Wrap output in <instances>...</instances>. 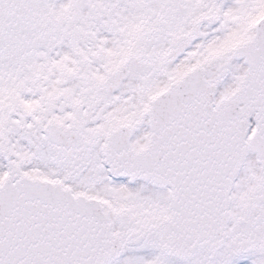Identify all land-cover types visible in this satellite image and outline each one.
<instances>
[{"label":"snow or ice","instance_id":"snow-or-ice-1","mask_svg":"<svg viewBox=\"0 0 264 264\" xmlns=\"http://www.w3.org/2000/svg\"><path fill=\"white\" fill-rule=\"evenodd\" d=\"M0 264H264V0H0Z\"/></svg>","mask_w":264,"mask_h":264}]
</instances>
